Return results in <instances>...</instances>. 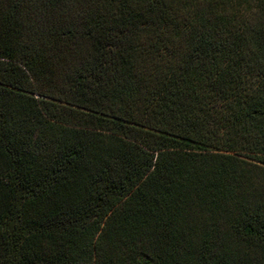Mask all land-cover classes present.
<instances>
[{
  "label": "trees",
  "instance_id": "16d2710c",
  "mask_svg": "<svg viewBox=\"0 0 264 264\" xmlns=\"http://www.w3.org/2000/svg\"><path fill=\"white\" fill-rule=\"evenodd\" d=\"M0 264H264V0H0Z\"/></svg>",
  "mask_w": 264,
  "mask_h": 264
}]
</instances>
